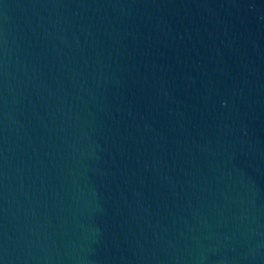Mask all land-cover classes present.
I'll return each mask as SVG.
<instances>
[{"label": "water", "instance_id": "1", "mask_svg": "<svg viewBox=\"0 0 264 264\" xmlns=\"http://www.w3.org/2000/svg\"><path fill=\"white\" fill-rule=\"evenodd\" d=\"M0 264H264V0H0Z\"/></svg>", "mask_w": 264, "mask_h": 264}]
</instances>
